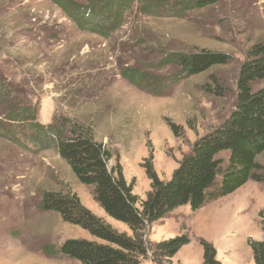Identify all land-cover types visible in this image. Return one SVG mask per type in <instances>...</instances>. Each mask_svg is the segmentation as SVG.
Returning a JSON list of instances; mask_svg holds the SVG:
<instances>
[{
    "label": "rangeland",
    "instance_id": "obj_1",
    "mask_svg": "<svg viewBox=\"0 0 264 264\" xmlns=\"http://www.w3.org/2000/svg\"><path fill=\"white\" fill-rule=\"evenodd\" d=\"M178 4L133 0L122 26L104 38L79 30L53 0H0V88L10 101L0 105V264H81L57 251L67 239L98 240L43 210L46 191L76 193L93 213L131 235L106 215L54 146L33 142L31 120L8 119L14 99L29 105L39 125L68 118L91 126L113 155L108 167L118 161L141 198L150 190L144 167L150 155L159 177L171 178L197 138L235 109L240 67L249 47L264 40V0H219L188 11ZM203 50L225 53L229 61L185 76L165 60ZM132 69L133 82L124 76ZM263 86L264 80L254 83ZM257 162L264 174V152ZM263 210L264 182L252 180L197 211L182 206L149 227L151 251L141 264H202V237L222 264H255L248 239L264 241ZM182 233L191 242L170 261L154 262L155 243Z\"/></svg>",
    "mask_w": 264,
    "mask_h": 264
},
{
    "label": "trees",
    "instance_id": "obj_2",
    "mask_svg": "<svg viewBox=\"0 0 264 264\" xmlns=\"http://www.w3.org/2000/svg\"><path fill=\"white\" fill-rule=\"evenodd\" d=\"M63 9L75 26L110 38L123 23L124 14L133 0H53ZM219 0H176L184 11L204 8ZM166 62L177 64L185 76L200 74L216 65H224L229 56L222 52L198 51L174 53ZM144 74L135 73V78ZM133 82V69L124 74ZM264 80V40L251 45L240 67L237 80V104L229 117L211 132L197 138L190 151L179 161L171 178L162 179L156 172L152 155L144 167L150 179L145 198L134 193V183H128L121 164L108 167L112 153L95 139L91 126L74 123L68 118L45 126L34 123L29 105L22 107L17 99L7 108L11 121H32L36 132L31 138L41 149L54 146L83 185L93 190L95 201L107 216L124 223L131 235L115 229L103 217L93 213L74 192L46 191L41 207L58 213L62 220L81 227L98 240L67 239L58 254L81 264H141L149 256V227L174 210L189 205L193 211L227 196L248 181L264 182L257 158L264 152V86L254 83ZM0 88V105L7 93ZM19 110V111H18ZM9 122V121H8ZM30 122V121H29ZM3 128H1L2 130ZM176 130V129H175ZM4 131V130H2ZM227 152L228 158L222 157ZM264 231V210L260 212ZM191 242L187 233L155 243L152 259L156 263L170 261ZM202 264H222L213 243L200 238ZM255 264H264V241L248 239Z\"/></svg>",
    "mask_w": 264,
    "mask_h": 264
}]
</instances>
